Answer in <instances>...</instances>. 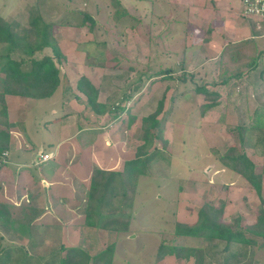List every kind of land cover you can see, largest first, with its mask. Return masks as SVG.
I'll return each mask as SVG.
<instances>
[{"label": "rangeland", "instance_id": "374dc122", "mask_svg": "<svg viewBox=\"0 0 264 264\" xmlns=\"http://www.w3.org/2000/svg\"><path fill=\"white\" fill-rule=\"evenodd\" d=\"M68 1L72 2V6L62 9L65 3L69 5ZM80 1L87 2L84 10L76 8L72 0H0V15L9 22L26 24L31 11L38 7L41 10L46 8L42 15L52 24L53 38L56 24L83 26L90 35L88 38L97 42L92 45L87 39L79 44L80 49L84 51L94 46L96 50H107L106 60L102 54L100 60L98 55L97 59L94 57L95 62L98 60L100 66L115 69L106 73L99 67L95 70L102 83L114 79L118 81L119 88L113 94V88L109 89L108 83L102 85V90L110 94V107L114 108L104 115L103 120L91 122V125L99 133L116 126L120 137L115 138V144L122 146L123 153L118 157L113 154V165L119 160L122 164L123 159L129 161L136 157L138 147L144 144L142 118L154 112L161 100L163 102L157 117L162 137L153 139L147 155L143 157L151 156V160L142 167L141 174L132 178L124 171L120 179L121 183L124 182L122 188L105 196L111 202L105 210L111 207L109 210H120L123 214L115 217L119 221L114 228L117 232L113 234L119 242L116 243L118 249L114 264H121L125 247H128L127 254L133 259L130 264H153L162 242L196 248L203 264H222L217 263L218 258L223 264H264V237L252 235L255 244H244L246 252L239 253L242 257L235 258L228 257L230 253H224V240L205 236L177 239L175 234L178 220L185 223L197 221L200 207L208 202L204 201L206 199H212V204L217 206L223 205L224 209L230 205L225 217L232 225L237 218L233 205L236 201L232 197L234 193L246 197V203L251 208V223L261 211V197L247 180L243 181L236 174L232 157L245 153L254 162L256 172L263 174L264 194V88H260L264 86V74L259 86L251 79L252 88L249 89L248 68L244 66L240 70L244 72L242 79L234 77L230 80L227 88L219 91L220 97L212 107L209 105L213 99L198 90L201 87L214 90L222 75L230 76L238 71L235 61L245 62L253 57L250 54L252 50L249 56L245 51L236 57L230 54L231 49H225L223 53L222 50L215 51L217 55H210L206 50L207 56L201 57L199 49L193 50L190 46H193V39L199 40L204 32H193L190 39H182L183 31L174 29V38L168 41L164 38L168 30L166 25H156L152 20L161 12L159 6L162 3H157L158 0ZM48 53L53 54L51 47L41 51L40 56ZM164 69L168 72L165 73ZM122 89L136 94V99L127 102L124 95L128 93ZM152 131L157 134L158 128ZM116 134L110 133L111 139ZM224 159L227 164H224ZM85 190L88 191L87 185ZM11 194L10 190L0 187V203L7 204L10 217L7 232L0 221V235L4 236L1 244L11 251L10 257L0 260V264H60L65 255L62 246L70 247L62 240L61 225L58 224L60 218L44 213L45 216L37 220L36 215L44 212V208L32 211L24 206L20 195L12 199ZM113 194L118 196L114 198ZM135 212L142 217L135 218ZM93 220L94 224H105L100 226L103 230L99 231V236L94 237L97 236L93 229L96 227L94 224V227L88 226L83 215L75 217L74 221L90 228L87 236L84 232L78 235L86 242L89 236H93L103 246L106 244L103 236L109 219L95 215ZM27 254L30 256L28 259ZM191 260L193 262L196 258Z\"/></svg>", "mask_w": 264, "mask_h": 264}, {"label": "crops", "instance_id": "0c3cea01", "mask_svg": "<svg viewBox=\"0 0 264 264\" xmlns=\"http://www.w3.org/2000/svg\"><path fill=\"white\" fill-rule=\"evenodd\" d=\"M72 1L76 3V8L79 10H84L87 6L85 1L84 3L80 0ZM68 2L69 5L65 3L62 9L72 6V2ZM159 2L162 3V6L158 5L161 12L154 15L152 20L156 25H166L168 30H166L167 35L164 38L166 37L168 41L173 39L174 29L183 31L182 39H190L193 32H204L202 36L198 37L199 40L193 39V46H190L193 50L199 49L201 57L207 56L206 50L210 55H217L215 51L222 50L221 53H223L225 49H231L230 54L232 53L234 57L244 54L245 51H248L247 56H249L251 49L250 54L253 55L251 59L245 62L235 61V63L237 72L240 73L239 78L244 73H241L240 70L247 66L249 89L252 88L251 79L255 80L256 85L259 86L264 74V26L258 28L254 22V24L251 22V19L243 16V0H158L157 3ZM38 10L41 14L46 12V8L41 10L38 7ZM43 18L45 19L44 15ZM53 30L54 38L64 56L60 61L54 58L60 68V83L57 89L52 95L45 98L8 93L4 95L3 101H0V131H7L10 135L9 145L0 155V187L2 186L6 191L10 190L12 199L20 195V198H23L24 206L32 211L44 208V212L36 215L37 220L43 218L44 213L46 216L59 217L58 224L61 225L62 240L65 245L82 248L92 257L108 248V244L114 245L112 257L110 256L113 260L112 264H114V257L118 249L116 243L119 242V238L116 239L113 233H116L117 230L108 225L103 236L106 244L101 246L98 239L94 237H98L99 231L103 230L100 227L102 223L94 224L93 218L98 215L101 219L107 217L108 220L123 214L120 213V210H109L111 207L107 211L105 210L106 207L111 206L110 199L104 198L103 204L100 206L98 202L99 207H97L96 203L100 194L92 198L90 185L95 169L112 172L117 178H120L125 174L126 162L131 160L123 159L122 164L121 160L116 165L112 164V160L115 158L113 154H117L116 157H118L120 153H123L122 146L115 144V138L120 137L119 132H116V126L112 125L109 131L99 133L91 125V122L103 120L104 115L112 110L103 114L93 111L88 104L87 96L78 89L77 81L81 76H86L99 89V102L107 103L110 106V94L102 90V85L108 83V88L112 87L111 92L114 94L118 91L116 88H119L116 84L118 81L109 79L102 83V78L97 76L98 73L95 69L99 67L103 73H106L115 68L100 66L101 63L98 60L95 62L96 56L98 55L100 60L102 54L106 60L107 50H96L94 46L84 51L80 49L79 44L87 39L92 42V45L97 42L93 38H88L90 35H87L83 26L56 24ZM197 42L200 43L196 44ZM166 49H169L168 43ZM2 51L4 50H0V52ZM47 55L54 57L52 53ZM2 77L3 72L0 71V94L3 89ZM260 88H264V86L261 85ZM122 90L128 93L124 95L127 102L136 99V94H132L130 90ZM262 93L264 95V91ZM2 108L5 110L4 112H2ZM113 108L111 107V109ZM120 110L126 109L120 108ZM91 113L92 115L89 117ZM110 133L118 134L111 139ZM41 153H49L51 158L41 161L39 157ZM236 174L239 173L236 172ZM239 176L244 179L243 181L246 180L242 175L239 174ZM86 185L88 191L85 190ZM113 195L114 198L118 196ZM232 197L236 201L233 205L236 207L234 213L237 215L233 226L236 229H241L239 225L245 227L251 223L252 215L249 216L251 208L247 205L244 194L234 193ZM211 200L204 201L214 203ZM229 207L231 206L226 205L224 209L222 220L225 223L228 222L225 213ZM261 209L264 210L262 203ZM135 214V218L142 217L139 212H135ZM80 215L86 217V220H88L87 217H90L91 223L85 222L88 226L94 224L96 227L93 229L97 236H89L87 242L78 234L84 232V235L87 236L90 227L85 224L79 225L74 221L75 217ZM178 221L184 224H193L185 223L184 220ZM127 234L131 237L134 236ZM182 237L191 238L186 235L176 238ZM246 237L252 238V234L251 236L246 234ZM244 244L255 243L232 241L228 244L225 241L224 253L226 255L230 253L231 256L228 257L240 258L242 256L239 253H245L247 250ZM125 249L126 252L121 254V264H130V260L133 259L127 254L128 247ZM192 258L194 257L184 259L175 255H166L162 259L156 260L155 254L153 264H195L196 260L192 262ZM211 258L213 259V257ZM134 261L139 263L141 260ZM217 263L223 264L224 262L218 258ZM204 264L206 263L204 262Z\"/></svg>", "mask_w": 264, "mask_h": 264}, {"label": "trees", "instance_id": "16d2710c", "mask_svg": "<svg viewBox=\"0 0 264 264\" xmlns=\"http://www.w3.org/2000/svg\"><path fill=\"white\" fill-rule=\"evenodd\" d=\"M84 16L90 18L89 16ZM251 22L253 23L252 20ZM0 46H3L2 50H4L0 52V71L3 72L1 79L3 89L0 94V101H3L4 95L8 93L34 98H45L54 93L60 83V68L54 58L60 61L64 56L53 38L52 24L43 18L38 9L31 11L30 18L26 24L18 21L9 22L0 15ZM46 47L52 48L54 57L47 54L40 56L41 51ZM164 72L167 73L168 71L165 70ZM239 76L240 73L238 72H234L230 76H227V74L222 75L214 90L210 91L204 87L198 88V90L213 99L212 104L209 105L212 107L220 97L219 91L225 90L229 81ZM77 87L87 96L88 104L96 113L103 114L112 110L109 104L99 102V89L86 76H81L78 79ZM2 103L4 104V102ZM162 105L163 102L161 100L154 112L142 118L144 144L138 147L136 157L126 162L124 168V171L128 172L127 175L131 178L138 173L141 174L143 172L142 167L151 160V156L143 157L147 155V149L152 144L153 139L162 137L161 129H159L160 122L157 118L161 112ZM1 110L2 112L5 111L3 108ZM155 128H158L157 134L152 131ZM9 138L10 135L7 131H0V155L8 147ZM232 158L235 162L234 170L252 185L264 205L263 174L256 172L254 162L245 153H239ZM224 161L227 163L225 159ZM122 177L117 178L114 173L106 170H94L90 196L94 198L95 195L100 194L96 203L97 207H99L98 202L100 206L103 204L107 193L122 188L124 183H121L120 179ZM223 213V205L217 206L210 202H205L198 211L197 221L193 224L178 222L175 233L177 236L219 238L225 240L228 244L232 241L255 243L256 240L247 238L246 233L264 237L263 209H261L255 222L247 224L243 229H236L232 224L225 223L222 220ZM9 218L7 204L0 203V221L3 222L6 232L9 231ZM87 219L91 223L90 217H87ZM118 221L119 219L110 218L107 223L114 229L117 228L116 224ZM3 240L4 236L0 235V260L8 259L11 253L6 246L1 244ZM62 248L65 255L60 259V264H112L111 257L114 245H110L94 257L90 256L82 248H67L64 246ZM107 254L109 255L105 256ZM166 255H175L184 259L194 256L196 258L195 264H202V260H199L201 259L200 252L194 247L162 242L157 250L156 260H160ZM25 256L27 259L30 257L29 254Z\"/></svg>", "mask_w": 264, "mask_h": 264}, {"label": "built area", "instance_id": "2783aa9c", "mask_svg": "<svg viewBox=\"0 0 264 264\" xmlns=\"http://www.w3.org/2000/svg\"><path fill=\"white\" fill-rule=\"evenodd\" d=\"M243 16L251 19L258 28L264 26V0H243ZM7 155V153H4ZM49 153L39 154L40 160L44 161L51 158Z\"/></svg>", "mask_w": 264, "mask_h": 264}]
</instances>
